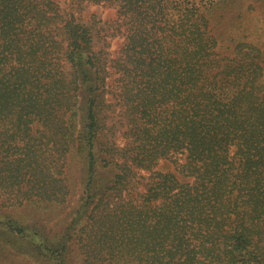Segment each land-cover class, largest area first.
<instances>
[{
    "label": "trees",
    "instance_id": "1",
    "mask_svg": "<svg viewBox=\"0 0 264 264\" xmlns=\"http://www.w3.org/2000/svg\"><path fill=\"white\" fill-rule=\"evenodd\" d=\"M86 3L117 8V56ZM79 170L68 224L47 231ZM8 249L46 264H264V0H0Z\"/></svg>",
    "mask_w": 264,
    "mask_h": 264
},
{
    "label": "rangeland",
    "instance_id": "2",
    "mask_svg": "<svg viewBox=\"0 0 264 264\" xmlns=\"http://www.w3.org/2000/svg\"><path fill=\"white\" fill-rule=\"evenodd\" d=\"M82 15L87 19L94 18L97 24V35L100 36L98 39V46L106 50L110 57L117 56L119 49L123 45L124 36L121 33H112V29L110 28V24H112L113 20L118 17L117 8L113 5H105L99 3H86ZM122 140V138H120ZM163 169H170L173 167L172 163L168 160H162L159 164ZM100 172H105L104 169L100 170ZM147 172V171H143ZM104 173L100 174L102 177ZM77 178L78 184L75 195L73 199L66 205V207L61 211L60 216L56 218V220H47L42 219V222H39L40 226L47 227V231L54 230L58 233L62 232L63 228L68 224V217L71 215L73 209L79 203V196L82 191V184L80 180L82 179V172L79 170L78 172H74V178ZM30 206L23 208H18L15 210L16 215L18 216H32L34 214V210L29 209ZM41 218L34 217L32 220H39ZM0 264H46L44 260L38 259V257L33 255H26L22 253H16L12 249H8L5 253H1L0 255ZM77 264V262H76Z\"/></svg>",
    "mask_w": 264,
    "mask_h": 264
}]
</instances>
